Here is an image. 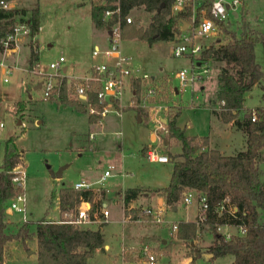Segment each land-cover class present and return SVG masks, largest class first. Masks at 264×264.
Returning a JSON list of instances; mask_svg holds the SVG:
<instances>
[{
  "label": "rangeland",
  "instance_id": "1",
  "mask_svg": "<svg viewBox=\"0 0 264 264\" xmlns=\"http://www.w3.org/2000/svg\"><path fill=\"white\" fill-rule=\"evenodd\" d=\"M198 1L201 2V0H186L185 6L190 4L196 6ZM246 1L243 0L241 9H238L239 17L235 18L231 15L224 21L237 32H240L242 20L246 21L248 26V8L244 7ZM248 2L256 8L254 14L263 17L264 0H248ZM11 5L25 10L20 18L16 17L19 18L18 22L24 21L26 17H29L30 9L38 6L40 27L33 39L30 32L28 35L17 34L18 40L21 37L25 38V43L16 41L18 48L12 55V59L15 60L14 67L6 74L0 70V163L4 142L8 137L12 138L9 144L20 153V163L25 172L26 220H15L12 215L18 216V214L6 208L5 218L9 223L7 229L14 231L23 222L30 221L25 245L14 239L6 244L5 252H9L5 257L6 264H36L34 253H28V250L35 246L34 221L41 216L52 220L73 217L69 210L62 213L59 211L57 200L59 187L70 185L80 179L93 181L106 168L109 169L110 175L96 185L102 188L99 187L94 191V201L91 200L90 204L91 211H97L99 205L104 202L108 209V216L105 221H102L103 218L98 215V220L95 222L79 225L88 227L102 224L104 241L109 246L105 250H96L88 259V264H115L116 256L114 255L118 252L120 241L133 244L137 242L140 234L154 231L156 234L159 233L157 227L155 229L138 228L128 227L127 224L122 231L121 218L127 214L122 206V190L136 185L148 187L166 185L169 181L170 163L148 161L141 155L140 147L153 142L151 139L153 125L146 109L129 105L127 89L120 94L119 110L107 111L102 116L100 124L93 125L86 122L87 119L83 115H86V111L79 112L72 106L59 102L57 94L43 98L45 78L42 74L62 73L68 77H80L88 71L92 62L99 60L98 57L90 55L91 47L95 43L100 47L107 45V41L97 38L98 32L105 31L106 27L96 29L90 21V0H16ZM172 10L174 12L173 7ZM127 15L131 21L138 19L139 24H145L149 16L148 12L140 7L133 8ZM258 25L254 24L255 27ZM175 28H180V23H176ZM216 29L219 31V38L226 41L227 35L219 30L217 24ZM260 35L261 38L264 37V33L261 32ZM198 41L205 43L206 47L208 45L206 43L210 41L214 43L217 39L203 36L199 37ZM29 42L34 44L38 54L37 64L33 70L27 68ZM173 44L174 41L169 40H156L148 44L145 40L121 36L119 40L121 53L130 57L131 67L138 68L140 73L145 72L156 77L163 76L159 78L161 82L159 84L167 94L166 100H162L169 105L168 118L170 119L180 111L176 121L187 134H208L213 120L211 107L218 106L214 92L218 63L209 60V71L193 82L180 85L176 72L183 67L190 68L195 61L202 62L204 56L202 54L195 60L189 55L177 57L171 52ZM254 51L256 60L264 68V41L258 40ZM59 55L64 58L59 69L50 68L48 63ZM3 57L5 61L10 59V55H3L0 52V59ZM63 64L67 65L65 72L61 68ZM4 76L6 80L2 79ZM204 79L207 80L205 83L207 86L201 89L199 81L204 83ZM39 81L42 83L39 84ZM175 87L181 88V91L173 96L172 89ZM65 89L66 97L75 100L69 95L66 87ZM260 94L259 85H253L245 93L244 104L250 107L249 109L259 105ZM136 110L145 115L148 120H137ZM89 132H94L91 138L88 137ZM164 137L168 139V142L165 144L163 141L160 146L162 152L175 154V151H180L179 144L171 143L172 149L170 145L167 146L172 137L167 134ZM238 143L239 139L236 137L234 145ZM178 158L181 157H176ZM258 162L261 178H263L264 154ZM61 166H64L61 176L51 177L49 172L56 171ZM196 202L197 198L193 196L189 205ZM177 204L184 205L181 203V198ZM181 205H178L177 212L169 211L170 208L167 207V219L182 221L181 213L184 209ZM46 208L48 209L45 213ZM132 208L130 212L137 213L139 207ZM6 212L13 214L8 216ZM197 224L195 238L180 241L177 238V231L167 235L168 231L164 227L167 231H163L164 236L153 235L155 240L143 237L136 245L128 246L136 247L142 243L150 245L157 255L154 264H177L178 259L181 260L184 257L186 258L184 264H231L230 255L217 256L209 261L208 243L205 240L208 234L210 237H213V234L209 226L201 222L200 218L197 219ZM142 225L154 226L148 221ZM161 230H163L162 227ZM218 231L221 233L229 231L234 234L239 232V229L229 226L222 227ZM163 239L166 241L163 242ZM193 254L201 257L202 261L199 258L193 259Z\"/></svg>",
  "mask_w": 264,
  "mask_h": 264
},
{
  "label": "trees",
  "instance_id": "2",
  "mask_svg": "<svg viewBox=\"0 0 264 264\" xmlns=\"http://www.w3.org/2000/svg\"><path fill=\"white\" fill-rule=\"evenodd\" d=\"M174 0H90V20L94 28L100 29L117 22L119 34L122 38H139L147 42L174 38L175 27L179 17L189 19L193 5H186L184 10L173 12ZM212 0H201L197 6L195 22L199 20L201 8H206V15L212 17L219 26V30L227 35V40L217 46L206 47L204 58L221 61V70L217 75L216 98L220 104V115L223 121L234 122L246 134V147L234 154H223L218 149L209 148L198 151L208 143L207 136L187 135L176 124V112L168 119V136L181 146L178 154L169 152L172 161L171 176L168 184L156 189L164 196L169 205L176 204L182 193L189 188L204 194L209 203L205 218L202 220L209 226L213 239L207 250L211 258L222 255H233L231 264H264V177L261 178L259 158L264 154V68L256 60L254 47L258 40L264 37L252 34L246 21L242 20L240 32L229 27L223 20L213 17L210 13ZM134 7H142L150 13V20L142 26L138 19L126 21L125 16ZM117 8V10H116ZM160 8L159 10H156ZM105 10H111L108 17H104ZM25 13L23 8L0 6V51L2 40L11 31L13 24L18 22ZM19 17V18H16ZM25 21L28 23L31 35L38 31L39 9H30V15ZM12 45V41H9ZM29 53L27 68L36 67L38 54L34 44L28 43ZM135 84L136 82L133 81ZM255 83L261 85L262 105L256 106L258 115L251 119L248 109L238 119L243 109L244 94ZM64 76L59 79L55 91L58 101L72 106L79 112H85L83 103L66 97ZM89 101L97 108L100 103L94 98V92H88ZM235 111V112H234ZM98 114H88V121L92 122ZM12 138H7L3 146L0 163V264H2L3 250L6 243L12 239L19 240L25 245L28 237V223L23 222L16 230L8 231L5 222L7 200L20 188L11 183L10 169L20 161V153L13 145ZM144 147H142V150ZM181 157L176 159V157ZM176 159V160H175ZM139 188L130 187L123 191V201L136 196ZM225 196H229L236 206L235 215L217 214L213 206ZM81 198L92 200L90 188L74 189L71 186H61L58 191V206L60 213L71 212L75 215L76 206ZM45 210V213L47 212ZM69 210V211H68ZM131 217L137 216L135 211ZM45 219L44 216L34 221V236L36 238V264H87V258L93 255L96 248L103 245V234L96 228L80 227L67 220ZM241 226L244 231L225 237L218 231L219 224ZM198 224L195 220L178 222L177 237L181 239L195 238ZM197 253V252H196ZM197 254H193V259Z\"/></svg>",
  "mask_w": 264,
  "mask_h": 264
},
{
  "label": "built area",
  "instance_id": "3",
  "mask_svg": "<svg viewBox=\"0 0 264 264\" xmlns=\"http://www.w3.org/2000/svg\"><path fill=\"white\" fill-rule=\"evenodd\" d=\"M9 0H0V6L2 8H9ZM186 0H174L173 9L175 11L183 10L185 8ZM243 0H212L210 6V13L213 17L225 21L229 16L233 15V12H237L241 9ZM117 10V8H116ZM111 10H105L104 17H108ZM206 14V13H205ZM126 21H130L131 18L126 15ZM195 22V17L193 18ZM40 25H38L39 30ZM107 45L100 47L94 44L90 49V55L92 57H98V61H94L90 64L88 71L80 77H70L62 73L56 74H42L45 78L43 98H48L51 94H57L55 88L58 85L59 79L64 76L65 85L68 93L75 100L84 104L86 112L88 114H98L95 122L100 124L102 116L107 111L119 110L120 94L127 89L129 91L128 103L130 106H136L147 110L149 120L152 122L153 128L152 133L154 136L153 142L146 145L144 151V157L148 161L153 162H170L168 155L160 150V146L163 141L167 138L164 137L168 134V113L169 105L165 103L166 93L163 91V87L159 82L153 81V77L145 72H139L138 68H133L129 64V56L121 53L119 48V27L118 23H112L107 26ZM216 23L214 19L208 15H204L197 23H194L189 29H182L181 26L175 29L174 33V44L171 52L179 57L189 55L195 60L202 55L205 46L198 41L199 37L207 36L216 31ZM30 32L28 23L24 20L22 22H16L12 25L11 31L2 40V50L0 51L3 55H9L14 49V41L17 34H27ZM33 34L31 37H33ZM12 41V45L9 44ZM64 61V58L59 55L55 60L50 61L48 66L53 69H59L60 64ZM203 62V63H202ZM195 61L190 68L183 67L176 72V76L180 80V85L193 82L200 78V76L208 71L206 61ZM14 65L9 64L4 60V57L0 59V70L2 73H8ZM35 71L38 70L36 69ZM6 80L4 76L2 78ZM132 81L136 83L133 84ZM42 81H39L41 84ZM167 79V84H168ZM178 88V87H176ZM172 89V88H171ZM94 92V98L100 103V108L95 107L88 99V92ZM172 95L176 93L172 89ZM57 96V95H56ZM163 99V100H162ZM167 102V101H166ZM177 102V100H175ZM169 110V111H168ZM251 119L255 120L258 115V110L253 107L250 110ZM94 132H89L88 137L91 138ZM11 183L20 188L13 196L7 200L6 208L20 215L21 220H26V196L24 193V180L25 172L23 165L20 161L15 164L11 169ZM110 175L108 168L104 169L97 182H101L103 178ZM89 183L82 180L75 181L72 184V188H88ZM193 196H196L200 210L202 212L201 219L203 220L206 215V211L209 208V203L204 194H200L195 189H186L181 195V203L189 205L192 202ZM129 210L130 208H125ZM213 211L217 214H226L227 216H236V206L231 202L229 196H225L213 206ZM97 212V213H96ZM91 214V215H90ZM100 215L105 221L108 216V209L105 203H101L97 211L91 212L90 201L81 198L76 206V212L72 219L67 220L78 226L81 223L95 222L98 220ZM167 208L165 206H141L137 210V218L144 217L149 221L156 223L157 225L162 224L167 229V233H175L178 229V222L167 219ZM132 218L130 213L125 214L122 220ZM233 226L231 224H219L217 229L220 230L222 227ZM240 232L244 229L239 226ZM225 237H230L232 234L229 231L222 232ZM157 260L152 247L148 244H139L136 247L121 245L120 246V264H154Z\"/></svg>",
  "mask_w": 264,
  "mask_h": 264
},
{
  "label": "crops",
  "instance_id": "4",
  "mask_svg": "<svg viewBox=\"0 0 264 264\" xmlns=\"http://www.w3.org/2000/svg\"><path fill=\"white\" fill-rule=\"evenodd\" d=\"M14 1H16V0H9L8 1V3H9V6L10 7H12V5H11V3L12 2H14ZM200 4V1H198V4L196 5V6H194L193 5V9H192V14H191V17L189 18V19H187V18H184V17H179L178 18V21H177V23H180V26H181V28L182 29H189L193 24H194V20H193V18L195 17L196 18V16H197V6ZM243 4V3H242ZM38 7V6H37ZM244 7L245 8H248V29H251V31H252V34L253 35H255V36H258V37H261V32L262 33H264V13H263V17L262 16H258L257 14H254L255 12V10H256V8H254V5H252V4H250L249 2H248V0L246 1V3L244 2ZM135 8V7H134ZM140 8H142V7H140ZM39 9V8H38ZM133 9V8H132ZM131 9V10H132ZM90 10V9H89ZM184 10V9H183ZM40 12V11H39ZM175 12H177V11H175L174 10V13ZM263 12H264V2H263ZM206 13V8H201L200 9V12H199V18H201L202 16H204V15H206L205 14ZM89 15H90V11H89ZM148 21L147 22H145V24H142L141 23V25L142 26H145L148 22H149V20H150V13L148 12ZM233 16H235V18H236V16H240V13H239V11H237V12H233ZM237 17V18H238ZM28 17H26L25 19H27ZM91 21V20H90ZM254 24H259L257 27H255L254 26ZM40 25V24H39ZM100 33V34H99ZM103 33V34H102ZM36 34V33H35ZM207 36H210V37H212V38H215V39H217V41L216 42H214V43H212L211 41L210 42H208V43H206V44H208L206 47H208V46H210V45H214V46H217L218 44H220V43H224V42H226V41H222L219 37H220V35H219V31H218V29L216 30V31H214V33H211V34H209V35H207ZM97 38L98 39H101V40H104V41H107V31L105 30V31H102V32H98V36H97ZM136 39H139V38H136ZM18 39H17V36H16V38H15V41H14V46H13V51L9 54L10 55V59L7 61L9 64H11V65H14V63H15V60L14 59H12V55H14L15 54V51L17 50V48H18V43L16 42ZM22 43H25V38H23V37H21L20 39H19ZM18 40V41H19ZM141 40H144V39H141ZM159 40H164V39H159ZM146 41V40H145ZM169 41H173L172 39L171 40H169ZM147 42V41H146ZM154 42H156V40H154V41H152V42H147L148 44H152V43H154ZM203 45H205V43H203V42H201ZM95 44H97V43H95ZM98 45V44H97ZM205 47V48H206ZM202 54H203V56H205L204 55V52H202ZM204 60L206 61V64H207V66H208V61L209 60H213L212 58H204ZM214 61H216V60H214ZM217 63H218V65H217V75H218V73L220 72V70H221V65H222V62L221 61H216ZM61 68H62V71L63 72H65L66 71V69H67V65L66 64H63L62 66H61ZM210 69L208 68V71H209ZM65 76H67L66 74H64ZM217 75H216V82H215V87H214V92H215V95H216V89H217ZM152 77H153V81H155V82H159V83H161L160 82V80H159V78H162L163 76H159V77H156V76H154V75H151ZM67 78H70V77H68L67 76ZM206 78V77H205ZM167 80V79H166ZM206 79H204V83L203 82H201V81H199V85H200V88L201 89H204L207 85H205V83H206ZM133 82V81H132ZM134 84V83H133ZM255 84H258L259 85V87H260V90H261V93H262V89H261V85L259 84V83H255ZM254 84V85H255ZM34 87V86H33ZM174 91H175V93L177 94L178 92H180L181 91V88L179 89V88H174ZM247 92V91H246ZM245 92V93H246ZM260 98H261V94H260ZM244 99H245V94H244ZM263 104V102H262V100H261V103L259 104V105H262ZM259 105H256V106H259ZM256 106H253V107H256ZM250 107H248V106H246L245 104H244V100H243V109L239 112V114H238V116H237V118L238 119H242V116H243V113L246 111V110H248ZM180 112V111H179ZM235 112V111H234ZM136 113H137V120H143V121H147L148 119H146V117H145V115H142L138 110H136ZM211 113H212V124H211V128H210V131H209V133L208 134H205V135H197V136H207V138H208V143L206 144V145H204V146H202L200 149H198V151H200V150H204V149H209V148H215V149H218L221 153H223V154H234V153H236L237 151H239V150H242V149H244L245 147H246V134H245V132L241 129V127H239L235 122H234V120H231V121H228V122H225V121H223L222 120V118H221V115H220V104H219V101H218V106L217 107H211ZM84 115V118L85 119H87L86 120V122L88 123V124H90V125H93V124H97L95 121H92V122H90V121H88V113L86 112V115L85 114H83ZM176 124H177V121H176ZM178 125V124H177ZM178 126H180V125H178ZM181 127V126H180ZM182 128V127H181ZM183 130H184V128H182ZM184 132H185V130H184ZM186 133V132H185ZM187 134V133H186ZM187 135H192V134H187ZM236 137H238V139H239V143L237 144V145H234L235 144V139H236ZM151 139L153 140L154 139V136H153V133L151 132ZM168 140V139H167ZM171 143H175V144H179L178 142H176L173 138H170L169 139V143H168V145L167 146H169L170 145V149H172V147H171ZM146 145L147 144H143L141 147H140V153H141V155L142 156H144V151H145V148H146ZM179 146H180V144H179ZM142 147H144V149L142 150ZM180 151H181V146H180ZM180 151H175V153L176 154H178ZM22 154H23V151L21 152ZM177 157H179V156H177ZM178 159H180V158H178ZM153 162V161H152ZM161 163H163V162H161ZM167 163H170V165L168 166V169H169V172H170V175H169V180H170V176H171V170H172V162L170 161V162H167ZM64 168V166H61L58 170L60 171V176H61V171H62V169ZM103 172V171H102ZM102 174V173H101ZM100 174V175H101ZM59 176V177H60ZM100 177V176H99ZM98 177V178H99ZM54 178H58V177H54ZM97 178V179H98ZM97 179H95V180H93V181H84V180H82V179H80V180H82V181H84V182H87V183H89L90 185V189L92 190V202L94 201V191H96V189H98L99 187L100 188H102L101 186H96L97 184H99L100 182H97ZM79 181V180H78ZM169 182V181H168ZM73 184V183H72ZM72 184H70V185H61V186H71L72 187ZM168 184V183H167ZM166 184V185H167ZM166 185H162V186H160V187H148V186H142V185H140V186H138V185H136V186H130V187H136V188H139V193L136 195V196H134V197H132V198H130V199H128L127 201H123V191L124 190H126L127 188H130V187H126V188H124L123 190H122V194H121V200H122V206H124V208H130V209H133L132 207H141V206H157V205H161V206H165L166 208L167 207H169L170 208V210L169 211H172V212H177V210H178V205H181V204H174V205H169V204H167L166 202H165V199H164V196L162 195V194H160L159 192H156L155 190L156 189H159V188H162V187H164V186H166ZM60 186V187H61ZM59 187V188H60ZM89 188V187H88ZM57 200H58V196H57ZM103 203V202H102ZM182 207H183V211H182V216H183V220H195V221H197V219L198 218H200L201 219V216H202V212H201V210H200V204H199V202H198V200H197V202L196 203H194V204H192V205H181ZM54 207H56V205H54ZM58 208H59V206H58ZM94 211V210H93ZM92 212V211H91ZM168 212V211H167ZM7 213V215L9 216V215H12L10 212H6ZM137 214V213H136ZM13 217H14V219L15 220H21L20 219V217H19V214H18V216H16V215H12ZM123 217V216H122ZM121 220H122V218H121ZM145 221L147 222H151V221H149L147 218H144V217H134V218H130V220H128V221H125V220H122L121 222H122V231H124V229H125V224H127V226L128 227H138V228H140V227H144V228H156V229H159V233H155V231L154 232H147V233H144V234H140L139 236H138V239H137V242H135V243H133V244H129V243H126V242H122V241H120V245H119V249H118V252L114 255V256H116V258L114 259L115 260V264H120V246L121 245H136L137 243H138V240H140L141 238H143V237H147V238H149V240H155L154 238V236L153 235H155V236H157V235H159V236H164V234H163V230H161V226H159V225H157V224H155V223H153L152 222V224H154V226L153 225H151V226H143L142 224L143 223H145ZM5 222H6V227H8L9 225V223H7V219L5 218ZM178 222V221H177ZM201 222H202V219H201ZM89 228H91V229H96V228H98L101 232H102V234H103V245H102V247H100V248H96L95 250H94V252L96 251V250H105V249H108L109 248V246H108V244L104 241V233H103V229H102V224H99V225H97V226H93V225H90V226H88ZM166 235V234H165ZM167 235H168V233H167ZM210 234H208V236H207V238H206V242L208 243V245L211 243V241H212V239H213V237H210L209 236ZM178 238V237H177ZM180 241H182V239L181 238H178ZM34 240H35V246H34V248H30V250H28V253H30V252H33L34 253V255H35V258H36V238H35V236H34ZM11 241V240H10ZM10 241H8L6 244H8ZM166 241V239H163V242H165ZM208 247V246H207ZM5 249H6V245H5V247H4V250H3V256H2V264H6V261H5V257H6V255L9 253H6L5 252ZM93 252V253H94ZM231 257H232V260H231V262L233 261V255H231V254H229ZM207 256L209 257V261L210 260H212V255L210 254V252H207ZM90 258V257H89ZM89 258H87V264H88V259ZM197 258H199V260L200 261H202V258L201 257H198L197 256ZM186 260V258L184 257L183 259H178V261L176 262L177 264H184V261ZM197 262V261H196Z\"/></svg>",
  "mask_w": 264,
  "mask_h": 264
},
{
  "label": "water",
  "instance_id": "5",
  "mask_svg": "<svg viewBox=\"0 0 264 264\" xmlns=\"http://www.w3.org/2000/svg\"><path fill=\"white\" fill-rule=\"evenodd\" d=\"M160 8H157L156 10H159ZM168 142L167 139L164 140V143L166 144ZM50 176L51 177H59L60 176V171L56 170V171H50ZM211 254V253H210ZM212 255V254H211Z\"/></svg>",
  "mask_w": 264,
  "mask_h": 264
}]
</instances>
